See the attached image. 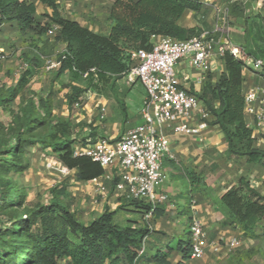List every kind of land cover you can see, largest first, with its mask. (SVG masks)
<instances>
[{"label": "trees", "instance_id": "16d2710c", "mask_svg": "<svg viewBox=\"0 0 264 264\" xmlns=\"http://www.w3.org/2000/svg\"><path fill=\"white\" fill-rule=\"evenodd\" d=\"M37 3L53 10L43 25L35 17ZM201 9L202 4L196 0H115L110 11V33L102 36L62 18L56 0H0V28L13 23L22 33L34 31L37 42L48 45L53 51L58 43L65 45V50L56 56L60 62L56 78L69 73L67 86L71 93L68 105L73 107L90 92L91 87L109 85L115 91L117 82L125 78L134 64L131 52L151 50L154 36L178 41L199 37L201 29H186L178 22L186 11L199 13ZM249 18L246 19L248 30L242 49L247 56L264 59L263 27L256 17ZM55 26L58 29L54 41L50 42L48 32ZM41 45L31 47L26 53V56L29 54L28 67L17 85L8 91V98H0V107L13 102L38 74L44 57ZM220 60L224 71L218 82L206 81L202 93L195 96L210 114L208 123L221 128L228 143V154L233 158H245L248 163L262 164L264 150L255 146L253 130L245 120L244 62L229 51ZM46 102L40 99L42 109L50 118L52 103L51 100ZM43 124L37 123L38 126ZM74 128L69 119L62 118L51 124L45 137L30 144L52 148L64 167L77 171L80 181H92L103 176L104 169L99 163L86 156H74L77 143L76 139H71ZM17 148L19 145L14 146L9 154L16 157ZM188 174L193 184L199 180L193 173ZM14 191L16 188L8 187L5 192H0V211L21 201L18 194H15L16 200L12 199ZM52 193L50 203L37 205L30 214L16 219L12 225L0 224V263L15 260L16 264H168L167 257L172 247L164 252L159 250L151 257L140 258L143 239L152 233L147 223L138 226L130 221L126 226L120 225L115 222L116 211L107 209L92 222L84 224L65 200L69 198L65 185L53 189ZM129 205L143 216L150 210V205L141 200H130ZM220 206L224 227L240 228L247 240L264 238V231L258 233L259 224L264 219V194L250 181L241 178L223 195ZM162 214L159 206L153 218ZM191 242L190 232L178 242L177 250L184 260L190 258Z\"/></svg>", "mask_w": 264, "mask_h": 264}, {"label": "crops", "instance_id": "0c3cea01", "mask_svg": "<svg viewBox=\"0 0 264 264\" xmlns=\"http://www.w3.org/2000/svg\"><path fill=\"white\" fill-rule=\"evenodd\" d=\"M34 2V0H23ZM59 15L67 20L79 23L91 32L107 36L112 27L110 19L111 7L115 0H56ZM202 4L199 13L190 10L186 11L178 24L186 29L198 28L202 33L211 32L214 29L217 12L223 10L219 5L220 0H196ZM36 20L40 24L48 22V16H52L53 10L40 4H36ZM17 30L15 24H9ZM5 27V26H4ZM0 28V48L4 51L10 47L9 40L6 42V33ZM19 33V31H18ZM5 35V36H4ZM56 32L52 36H47L50 42L54 41ZM12 42V41H10ZM8 43V44H7ZM61 50H54L52 59L65 50V45ZM31 49H28L30 51ZM178 76L182 82V87L192 95L202 93L206 81L217 83L221 73L224 71L222 60L216 59L213 69L204 72L193 68L188 61H180L176 65ZM38 75V74H37ZM37 75L32 79L30 88L38 93L43 88V83H39ZM63 78H69L66 72L55 82H52L53 95L50 100L54 109L61 96H65L68 103V97L71 93L67 86L70 80L63 81ZM243 94L259 82L249 70L243 71ZM126 86L117 85L115 95L105 97L96 95L89 98L87 104L78 114L72 116L76 121L70 119L74 127L88 124V131L93 130L95 136L90 135L86 138V143H75V148L87 146L90 141H95L99 137H105L113 141L118 140L127 130L143 122L141 108L143 105L146 91L143 85L136 81L128 83L125 78ZM121 81V80H120ZM118 81L117 84L120 82ZM140 84L143 94L141 98L133 97V89ZM50 86L49 88H51ZM70 92V93H69ZM202 105V104H201ZM203 106V105H202ZM134 108V113L130 109ZM119 109L121 112L119 113ZM65 119V118H64ZM68 119V118H67ZM199 115L195 114L191 119V125L196 126L199 123ZM247 126L253 130L255 146L264 150V137L256 130L252 117L245 113ZM78 123V124H77ZM86 123V124H85ZM86 129V128H85ZM164 133L168 136L171 148V157H167L163 162V168L166 180L160 187V190L167 193L169 201L160 205L162 215L151 219L149 229L152 233L147 238L146 252L141 255L151 257L157 251H166L172 247L171 253L167 257L168 264H216V259L227 254L228 249L224 244L229 240H239L241 247L238 250H249L253 247L254 240H247L243 237L240 228L224 227V219L221 210V198L232 187L236 186L241 178L251 182V185L259 189L264 194V161L262 164L248 163L245 158H233L228 154V143L219 126L209 124V127L200 135L176 134L171 128H164ZM66 168V167H65ZM68 169V168H67ZM69 170V175H64L61 181L66 186L69 198L65 199L72 212L77 213L79 220L88 224L95 220L105 210L116 211L115 219L118 218V212L122 216L116 223L125 226L124 222H134L138 226H144L143 215L134 206H130V200L121 197L114 192L115 170H104V175L92 181H80L77 178L76 170ZM188 172L199 177L194 184L191 182ZM102 182L108 189V195L103 197L96 193V182ZM186 186L189 191L191 204L186 219L180 215L179 204L183 201L180 196L181 189ZM73 201H77L78 204ZM194 220H198L205 231L208 248L205 256L201 260L190 258L183 259L182 254L177 250L179 240L185 239V234L190 232ZM124 221V222H122ZM264 231V219L259 224L258 233ZM140 264H153L142 262Z\"/></svg>", "mask_w": 264, "mask_h": 264}, {"label": "built area", "instance_id": "2783aa9c", "mask_svg": "<svg viewBox=\"0 0 264 264\" xmlns=\"http://www.w3.org/2000/svg\"><path fill=\"white\" fill-rule=\"evenodd\" d=\"M230 19L226 10H219L211 32L184 41L154 36L151 50L132 51L134 64L125 79L128 83L139 81L146 91L141 108L143 122L127 130L116 141L99 137L87 146L75 148L74 156L89 157L104 170H115L116 194L150 205V210L143 216L148 225L155 210L169 201L167 193L160 190L166 180L163 162L171 157L170 141L164 128H171L176 134L200 136L209 127V112L196 96L182 87L176 70L180 61H188L191 67L208 72L213 69L215 60H220L229 51L233 57L244 62V68L259 79L244 95L245 113L252 117L256 130L264 137V59L247 56L242 48L234 45L225 47L222 40L218 43L214 41L216 34L227 27ZM57 29V26L50 29L48 35H54ZM4 52L0 48V59ZM26 66H23L22 71ZM59 67L60 62L56 58L47 60V70H57ZM73 107L80 109V102ZM195 114L200 119L198 125L192 126L191 119ZM58 164L60 173L68 175L69 170ZM47 166L50 168L53 165ZM95 191L103 197L109 192L100 181L96 182ZM190 230L191 258L202 259L209 246L203 226L194 220ZM147 238L143 239L139 255L146 252ZM224 246L228 251L236 250L241 247V242L229 240Z\"/></svg>", "mask_w": 264, "mask_h": 264}, {"label": "rangeland", "instance_id": "374dc122", "mask_svg": "<svg viewBox=\"0 0 264 264\" xmlns=\"http://www.w3.org/2000/svg\"><path fill=\"white\" fill-rule=\"evenodd\" d=\"M220 1L222 3L219 6L228 12L231 19L227 22V27L219 30L216 34V37H214L215 42L218 43L222 40L225 47L234 45L242 48L248 30L246 19L249 17H256L264 32V0ZM4 26L1 32L6 33V36H4L6 37V42L9 40L10 47L5 49L3 57L0 59L1 99L8 98V91L17 85L21 74L27 69L28 66L22 71L23 66L27 65V60L29 59L27 58L29 54L26 56L28 49L41 45L40 41L37 42L34 31L27 33L19 31L18 33V30H15L9 24ZM40 47L43 48L44 57L37 77L39 83H43V88L36 93L31 90L30 84H28L13 102L0 107V192H5L8 187H12L16 188V191L12 193V199L16 200L15 194L21 197V201L17 205L0 211V224L6 222L12 225L16 219L30 214L37 205L50 203L53 199L52 190L64 185L63 181H61L64 175L60 173L58 164L60 162L57 160L54 150L50 147L44 148L41 144H30V142H35L37 139L45 137L51 124L60 121L62 118H68L69 120L72 118V121H76V118L72 116L76 114L82 116L80 110L87 104L89 98L94 97V94H102L105 97H112V94L115 95V91L109 85L91 87L90 92L82 96L80 109L70 107L65 100V96H61L62 100H58V103L54 104V109L51 105V117L47 118L46 111L42 109L43 107L40 104V99L47 103V100L50 102V98L53 95L55 96L53 94L55 93L53 92V86L55 85L52 86L51 84L57 80L58 69L50 71L46 69L47 60L52 59L53 48L43 44ZM62 47L58 43L54 50L59 51ZM62 80L67 82L69 78H63ZM82 85L85 86V83H82ZM117 85L123 87L127 84L122 79ZM50 86L52 87L49 88ZM141 94H143V90L140 84H137L133 89V97L136 98V101L139 97L141 98ZM134 110V108H131L130 113H134ZM118 112L120 113L121 110L119 109ZM38 122H43L44 124L38 126ZM87 125H80L74 128L71 139H76L77 144L81 143L84 145L87 136L95 135L93 130H87ZM16 145H19V149H16V157H14L13 153H9ZM48 164L53 166L49 168ZM180 196L183 198V201L179 204L180 215L185 220L191 204L189 191L186 186L181 189ZM76 203L78 204L77 201ZM118 215V218L115 219L116 221H120L122 217L119 212ZM123 224L126 226L128 222ZM245 251L238 249L227 251L226 255L220 256L219 259L215 260L216 264H264V238L253 241V247ZM243 253H246V255L239 256ZM16 263L15 260H11V262L0 264Z\"/></svg>", "mask_w": 264, "mask_h": 264}]
</instances>
